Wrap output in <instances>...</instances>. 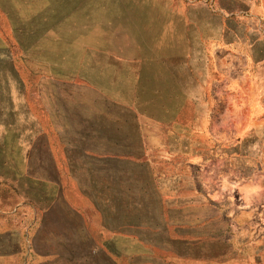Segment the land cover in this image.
<instances>
[{"label":"rangeland","instance_id":"374dc122","mask_svg":"<svg viewBox=\"0 0 264 264\" xmlns=\"http://www.w3.org/2000/svg\"><path fill=\"white\" fill-rule=\"evenodd\" d=\"M0 264H264V0H0Z\"/></svg>","mask_w":264,"mask_h":264}]
</instances>
